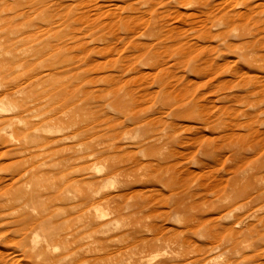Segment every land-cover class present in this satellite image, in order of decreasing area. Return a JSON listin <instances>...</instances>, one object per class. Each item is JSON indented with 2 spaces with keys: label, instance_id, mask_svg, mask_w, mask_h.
Masks as SVG:
<instances>
[{
  "label": "rangeland",
  "instance_id": "rangeland-1",
  "mask_svg": "<svg viewBox=\"0 0 264 264\" xmlns=\"http://www.w3.org/2000/svg\"><path fill=\"white\" fill-rule=\"evenodd\" d=\"M1 109L0 264H264V0H0Z\"/></svg>",
  "mask_w": 264,
  "mask_h": 264
},
{
  "label": "bare ground",
  "instance_id": "bare-ground-1",
  "mask_svg": "<svg viewBox=\"0 0 264 264\" xmlns=\"http://www.w3.org/2000/svg\"><path fill=\"white\" fill-rule=\"evenodd\" d=\"M12 31H13V29H11V33H12ZM46 75H47V74H46ZM42 76H43V75H42ZM42 76H40V77L43 78ZM50 76H51V75H50ZM40 77H39V79H41ZM48 77H49V76H48ZM18 90H20V89H18ZM3 110H4V109H3ZM3 110L1 109L0 111H3ZM62 136H63V135H62ZM52 138H53V139H52ZM52 138H51V139L54 141V138H55V137H52ZM56 138H57V139H56L55 141H58V140H59V136L56 137ZM51 139L49 140L50 142L52 141ZM51 144H52V143H51ZM54 144H55V143H54ZM47 145H48V144H47ZM48 146H49V145H48ZM51 146H52V145H51ZM46 148H47V147H46ZM46 148H45V150H46ZM49 148H51V147H49ZM47 150H48V149H47ZM67 160H68V159H67ZM70 160H71V159H70ZM58 162H60V161H58ZM53 163H55V162H53ZM60 165H63V164H61V162H60ZM63 171H64V170H63ZM61 173H62V172H61ZM53 174H54V173H53ZM167 179H168V178H167ZM76 181H77V180H76ZM175 182L177 183V181H173V180H172V185H173V184H176ZM176 185H177V184H176ZM173 187H176V186H173ZM170 188H171V187H170ZM172 190H173V188H172ZM234 190H235V189H234ZM51 195H52V194H51ZM34 197H35V196H34ZM46 197H47V196H46ZM48 197H49V195H48ZM53 197H54V195H53ZM37 198L40 199L39 197H37ZM41 198H44V197H41ZM48 199H49V198H48ZM243 199H244V198H243ZM21 200H22V199H21ZM30 200H31V199H30ZM32 200H33V199H32ZM45 200H46V199H45ZM105 200H106V199H105ZM43 201H44V199H43ZM37 202H38V201H37ZM39 202H40V201H39ZM27 203H28V202H26L25 205H26ZM97 204H98V203H97ZM106 204H108V203H106ZM137 204H139V203H137ZM235 204H236V203H235ZM185 205H186V204H185ZM225 205H226V204H225ZM225 205H223V206L225 207ZM228 205H229V204H228ZM119 206H120V204H119ZM178 206H179V205H178ZM183 206H184V205H183ZM186 206H187V205H186ZM186 206H185V207H186ZM223 206H222V207H223ZM226 206H227V205H226ZM239 206H241V205H239ZM113 207L115 208V206H113ZM195 207H196V206H195ZM195 207H194V208H195ZM241 207H242V206H241ZM119 208H120V207H119ZM176 208H177V207H176ZM183 208H184V207H183ZM184 210H185V209H184ZM181 216H182V215H181ZM101 217H102V216H100V218H101ZM103 217H105V216H103ZM202 220L205 221L204 219H202ZM199 221H200V220H199ZM204 223H205V222H204ZM206 223H207V222H206ZM88 225H90V224H88ZM86 226H87V225H86ZM91 226H93V228H95V227H94L95 225H91ZM97 226H98V225H97ZM190 226H191V228H192V225H190ZM88 227H89V226H88ZM104 227H105V226H104ZM201 227H205V224L202 225ZM93 228H92V229H93ZM189 228H190V227H189ZM192 229H193V228H192ZM96 231H97V230H96ZM233 232H234V231H233ZM99 233H100V232H99ZM52 238H53V236H52ZM52 238H51V239H52ZM98 240H99V239H98ZM143 240H145V239H143ZM99 242L101 243L102 241L100 240ZM143 242H144V241H143ZM144 244H145V243H144ZM33 246H34V245H33ZM33 246H32V247H33ZM35 246H36V245H35ZM88 246H89V245H88ZM38 250H39V249H38ZM40 255H41V254H40ZM38 257H39V256H38ZM45 257H46V256H45ZM46 258H47V257H46ZM45 260L50 261V259H45ZM51 260H52V259H51ZM53 260H54V259H53ZM58 261H60V260H58ZM51 263H52V261H51Z\"/></svg>",
  "mask_w": 264,
  "mask_h": 264
}]
</instances>
